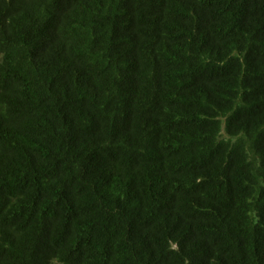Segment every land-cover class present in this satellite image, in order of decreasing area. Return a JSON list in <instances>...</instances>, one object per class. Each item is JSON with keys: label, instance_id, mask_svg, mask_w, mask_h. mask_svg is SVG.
<instances>
[{"label": "trees", "instance_id": "obj_1", "mask_svg": "<svg viewBox=\"0 0 264 264\" xmlns=\"http://www.w3.org/2000/svg\"><path fill=\"white\" fill-rule=\"evenodd\" d=\"M0 264H264V0H0Z\"/></svg>", "mask_w": 264, "mask_h": 264}]
</instances>
